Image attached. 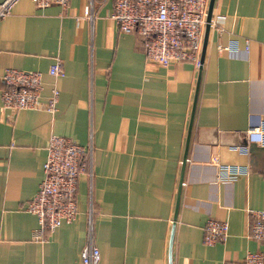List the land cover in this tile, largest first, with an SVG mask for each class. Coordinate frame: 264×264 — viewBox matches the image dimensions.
Returning <instances> with one entry per match:
<instances>
[{
  "label": "crops",
  "instance_id": "crops-1",
  "mask_svg": "<svg viewBox=\"0 0 264 264\" xmlns=\"http://www.w3.org/2000/svg\"><path fill=\"white\" fill-rule=\"evenodd\" d=\"M86 2L17 0L0 19V74L41 72L40 103L58 92L52 113L0 102V264H81L88 209L96 264H241L247 252L264 262V244L246 238V210H264V146L233 147L249 119L264 118V0H212L199 68L146 61L139 37L109 18L112 0H95L91 21ZM55 60L62 77L46 74ZM50 133L90 144V164L74 220L40 241L23 205ZM212 158L246 172L217 180ZM207 218L227 222L223 242L202 243Z\"/></svg>",
  "mask_w": 264,
  "mask_h": 264
},
{
  "label": "built area",
  "instance_id": "built-area-1",
  "mask_svg": "<svg viewBox=\"0 0 264 264\" xmlns=\"http://www.w3.org/2000/svg\"><path fill=\"white\" fill-rule=\"evenodd\" d=\"M17 0L0 1V19L10 14ZM38 8L56 4L61 10L69 0H31ZM95 0H87L81 17L91 21ZM207 0H112L109 18L121 33L139 37L145 60L161 66L171 62L186 61L199 68L200 34L205 23ZM211 21H209L210 24ZM231 45L225 48H231ZM46 74L62 77L63 69L55 60ZM42 74L39 71H23L4 68L0 74V102L12 111L43 108L54 112L57 90L52 87L45 101H39ZM244 144L234 145L239 151L247 149V143L264 146V118L249 119L244 129ZM90 144L80 145L67 136L50 133L45 144V156L41 165L42 177L33 196L23 205V210L35 216L37 227L31 238L43 241L44 234L60 224L72 222L76 216V180L89 168ZM217 180H233L246 172L245 166L220 164L212 158ZM90 175V172L88 176ZM249 223L246 238L264 244V210L247 209ZM227 222L207 218L202 226V243L211 245L223 242L227 236ZM88 238L79 252L81 264H96L98 250L91 237V210L86 219ZM241 264H264L258 252L244 254Z\"/></svg>",
  "mask_w": 264,
  "mask_h": 264
},
{
  "label": "water",
  "instance_id": "water-1",
  "mask_svg": "<svg viewBox=\"0 0 264 264\" xmlns=\"http://www.w3.org/2000/svg\"><path fill=\"white\" fill-rule=\"evenodd\" d=\"M211 5H212V0H208L206 14H205L204 34H203L201 47H200V61H202V54H203L204 46H205V42H206V34L208 31V27H209ZM184 159L185 158H183V161H184Z\"/></svg>",
  "mask_w": 264,
  "mask_h": 264
}]
</instances>
